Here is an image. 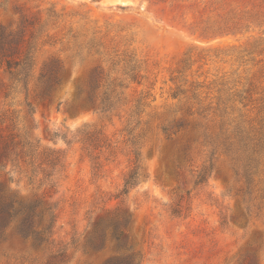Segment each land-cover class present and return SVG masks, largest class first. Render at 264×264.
<instances>
[{"label":"rangeland","instance_id":"374dc122","mask_svg":"<svg viewBox=\"0 0 264 264\" xmlns=\"http://www.w3.org/2000/svg\"><path fill=\"white\" fill-rule=\"evenodd\" d=\"M0 29L31 65H0V195L55 216L49 244L9 223L0 264H264V0H0Z\"/></svg>","mask_w":264,"mask_h":264},{"label":"trees","instance_id":"16d2710c","mask_svg":"<svg viewBox=\"0 0 264 264\" xmlns=\"http://www.w3.org/2000/svg\"><path fill=\"white\" fill-rule=\"evenodd\" d=\"M11 37V34H7L6 31L0 29V65H3L6 67L8 73L10 75H17L16 72L18 71V77L21 75L26 76V72L31 69L30 65V59L29 57L25 55H21L20 52V46L21 42L18 40V50L15 48L12 52H10V47L8 46L7 40ZM7 46V47H6ZM18 52V58L13 59L11 54H17ZM19 80V79H18ZM58 82L55 81L54 84H57ZM52 84V79L49 77V79L46 81V89L43 93L45 96H49L48 90L54 85ZM106 94V93H105ZM103 95L104 97H101L99 102V108L102 112L109 111L115 103L111 102V99L109 95ZM95 100L97 101V98L93 96H88L86 98V101L90 104L95 103ZM187 147L184 148L183 151V158L184 161H187ZM35 149L32 148L30 143H25L22 145L21 149V158L23 161L28 165H32L33 160L35 159L34 153ZM55 154V156H47L48 165L51 168H55L58 165H61L62 158L58 153L52 152L50 155ZM134 163L132 168L129 170V172L126 174L123 182L122 190L118 193V195L115 197L116 199L127 195L129 190L137 185L138 179L140 177V170L141 165L140 161L138 159V154L134 153ZM1 166V165H0ZM249 167L247 165L245 168ZM204 171V170H203ZM51 175H46L47 178H49ZM200 180H204V172L203 175H199ZM54 185L51 186L53 188ZM1 193V188H0ZM40 203L34 202L30 204H26L21 206L18 210H14L11 205H8L5 203V201L2 199L0 195V235L4 232L5 228L14 220H17L18 218V231L20 235H22L25 239H33L35 243L38 245H42L43 243L49 244L50 238L52 237V229L54 228L55 223V216L54 211L51 207H48L45 210H38ZM44 222V225L42 229L37 230L36 228ZM127 221H121L120 218L115 217L114 221V231L112 234V238L116 241L118 247L125 246L127 235L125 233V227L127 226ZM104 229L105 226H97L94 229V234L92 237V241L95 246L99 243L100 240H102L104 236ZM100 244V243H99ZM106 264H139V262H135L134 257H127L124 259H119L115 261H110Z\"/></svg>","mask_w":264,"mask_h":264}]
</instances>
